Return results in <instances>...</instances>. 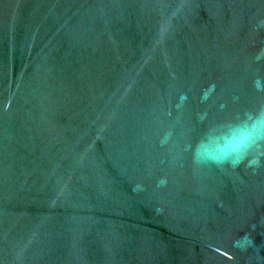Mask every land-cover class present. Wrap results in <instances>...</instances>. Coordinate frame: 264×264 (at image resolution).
<instances>
[{
    "label": "water",
    "instance_id": "1",
    "mask_svg": "<svg viewBox=\"0 0 264 264\" xmlns=\"http://www.w3.org/2000/svg\"><path fill=\"white\" fill-rule=\"evenodd\" d=\"M261 111L264 0H0V264H264V156L192 158Z\"/></svg>",
    "mask_w": 264,
    "mask_h": 264
},
{
    "label": "clouds",
    "instance_id": "2",
    "mask_svg": "<svg viewBox=\"0 0 264 264\" xmlns=\"http://www.w3.org/2000/svg\"><path fill=\"white\" fill-rule=\"evenodd\" d=\"M203 98L207 99V93ZM241 126L251 128L252 133L239 142L228 137L219 147L213 146L215 135L210 131L192 150L194 165L222 167L227 164L236 167L247 160L248 167H260L261 157L264 156V111L256 115L248 114L247 121L236 127Z\"/></svg>",
    "mask_w": 264,
    "mask_h": 264
}]
</instances>
